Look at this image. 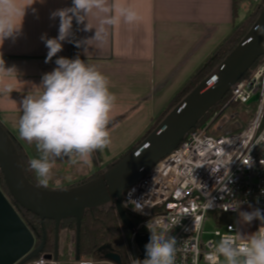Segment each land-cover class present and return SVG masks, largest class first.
<instances>
[{
    "label": "crops",
    "instance_id": "0c3cea01",
    "mask_svg": "<svg viewBox=\"0 0 264 264\" xmlns=\"http://www.w3.org/2000/svg\"><path fill=\"white\" fill-rule=\"evenodd\" d=\"M30 2L17 0L20 7ZM72 6V0H36L26 9L19 34L6 38L0 47L5 68L12 69L0 72V123L29 160L38 153L34 143L19 135L21 102L38 91L34 86L57 67L60 57L78 56L107 77L116 97L108 130L146 112L147 120L133 143L237 24L233 0H103L102 8H93L83 22L73 18L62 50L49 59L46 39L58 38L60 27V18L53 19L52 13ZM130 12L136 16L132 21L127 19ZM119 154L107 147L94 152L91 163L75 165L65 157L58 160L50 182L57 185L64 177L73 181L90 176ZM67 168L69 172H63Z\"/></svg>",
    "mask_w": 264,
    "mask_h": 264
},
{
    "label": "built area",
    "instance_id": "2783aa9c",
    "mask_svg": "<svg viewBox=\"0 0 264 264\" xmlns=\"http://www.w3.org/2000/svg\"><path fill=\"white\" fill-rule=\"evenodd\" d=\"M257 61L231 87L227 101L205 125L189 131L171 154L146 170L122 194V208L137 219L134 226L140 234L150 235L146 223L154 217L163 218L169 225L177 223L169 233L177 240L175 264H222L223 257L215 255V247L224 237L241 233L239 212L258 208L264 213V144H255L264 134V54ZM234 105L245 108V124L238 114H232L236 127L217 126L220 116ZM233 201L241 202L239 209L225 210ZM136 205L139 210H134ZM210 214H215V230L213 239L205 241ZM224 216H231L232 222ZM254 221L257 232L264 225ZM130 243L133 253L127 251L129 264L133 259L143 261L131 233ZM65 255L67 261L61 258ZM51 256L46 259L43 255L27 264L88 262L76 259L75 246L64 253L59 245L58 257L54 253Z\"/></svg>",
    "mask_w": 264,
    "mask_h": 264
},
{
    "label": "clouds",
    "instance_id": "9594fccd",
    "mask_svg": "<svg viewBox=\"0 0 264 264\" xmlns=\"http://www.w3.org/2000/svg\"><path fill=\"white\" fill-rule=\"evenodd\" d=\"M35 2L31 0L20 7L17 0H0V47L6 38L19 34L26 9ZM72 4L71 8L52 13L53 19L60 18V27L58 38L46 39L49 59L62 50L61 41L70 34L73 18L83 22L93 8H102L103 0H72ZM135 18V13H128L129 21ZM56 65L43 75L39 86H34L38 91L24 97L18 120L20 137L35 144L38 156L30 159L29 167L36 174L37 186L43 188L48 187L58 160L67 157L72 165L89 164L95 151H103L111 144L108 129L116 102L107 77L95 66L78 56L74 59L60 57ZM3 71L11 72L12 69L5 68L0 52V72ZM255 144H264V134ZM240 203L233 201L225 210L231 207L236 211ZM139 208V205L134 206V210ZM239 217L243 223L259 220L264 225V213L258 208L251 212L241 211ZM176 224L169 225L160 217L148 221L150 238L145 245L146 258L143 261L133 259L132 264H175L177 240L169 233ZM215 255L223 257L225 264H264V226L249 235L236 232L234 236L224 237L216 245Z\"/></svg>",
    "mask_w": 264,
    "mask_h": 264
},
{
    "label": "water",
    "instance_id": "95a60500",
    "mask_svg": "<svg viewBox=\"0 0 264 264\" xmlns=\"http://www.w3.org/2000/svg\"><path fill=\"white\" fill-rule=\"evenodd\" d=\"M264 54V10L255 25L238 47L195 90L114 167L98 178L69 189L46 190L32 185L26 178L12 135L0 123V171L6 189L14 203L39 217L55 222L54 257L59 255L60 223L69 217L77 220L75 257L80 259L78 244L83 212L111 201L115 202L122 225L135 235V243L146 258L145 245L150 235L136 231L122 208L124 190L135 183L162 158L171 154L208 111L220 103L235 85ZM35 237L18 214L11 200L0 189V264H27L42 251ZM45 255L46 259H51ZM109 261L120 264L117 255Z\"/></svg>",
    "mask_w": 264,
    "mask_h": 264
},
{
    "label": "trees",
    "instance_id": "16d2710c",
    "mask_svg": "<svg viewBox=\"0 0 264 264\" xmlns=\"http://www.w3.org/2000/svg\"><path fill=\"white\" fill-rule=\"evenodd\" d=\"M245 1L246 0H233L235 18H237V11H238L237 2L243 3ZM252 7H256V8L251 13L247 23L244 26L238 28L237 26H235L230 36L197 69L194 75L176 93V95L169 102L167 107L154 120L161 118L166 113H167L166 115H168V113H170L177 105L181 103L182 99L180 98L182 96L183 99H185L193 90L199 87L215 71V69L219 67L220 64L223 63L227 59V57L238 47V45L246 37V35L249 33V31L252 29V27L255 25L256 21L262 14L264 10V0H261L258 4ZM256 63L253 66H255ZM227 99H228V94L220 103H218L216 106H214L208 111V113L198 122L197 126L201 127L205 125L214 116V114L221 109V107L227 101ZM238 107L240 106L238 105L232 106V108H238ZM227 122H225V124ZM160 123L161 122H159L157 126ZM13 142L20 159L22 170L28 181L37 188L50 190L49 187L43 188L37 186L38 181L36 174L29 167L30 160L28 159L26 153L23 151L22 147L14 139ZM135 147L131 148L127 153L124 152L121 156H119L118 158L113 160L110 164H108L109 169L114 167L119 161H121L124 157H126ZM59 174L62 175V173ZM64 174L65 173H63V175ZM102 174L103 173L98 171L96 172L95 176H92L90 178L74 179L76 181H73L68 188H63L60 190L69 189L86 184L98 178ZM62 180H65V177ZM0 183L3 186L2 191L11 200L18 214L23 219L29 230L33 233L35 237L36 247L43 245L42 251L38 254V256L35 259L40 258L43 255L53 254L55 250V222L50 220L42 221L39 217L24 210L16 203H14V201L12 200L11 196L9 195L6 189L1 171H0ZM129 218L131 222L136 226L138 223L137 219L131 215H129ZM223 219H225L229 223L232 222L231 216H224ZM76 230H77V220L75 217H69L67 219H64L60 223V234L62 231L76 233ZM123 231L126 235H129V231L122 225L117 215L114 201L95 206L91 209H86L83 212L80 221V234H79V244H78L80 260L95 261V262L109 261L108 257L110 255H117L121 260L120 264H129L127 257L126 240L122 235ZM74 246H76V237H75Z\"/></svg>",
    "mask_w": 264,
    "mask_h": 264
},
{
    "label": "rangeland",
    "instance_id": "374dc122",
    "mask_svg": "<svg viewBox=\"0 0 264 264\" xmlns=\"http://www.w3.org/2000/svg\"><path fill=\"white\" fill-rule=\"evenodd\" d=\"M256 4H258V3H255L252 0H246L243 3L237 2V8H238L237 24H236L237 28L244 26L247 23L248 18L250 17L251 13L256 8V7H252V6H255ZM180 99H182L181 100V102H182L184 100L183 96ZM232 114H238L239 115L238 119H240V122L243 125L245 124L246 120H248V117L246 116V113H245V108H243V107L232 108L231 107L229 110H227L225 113H223L220 116V118L218 119V122H217V126L223 125L222 126L223 129L228 128V127H232V128L236 127V123L234 122V119L231 118ZM165 115H163L161 118L153 120V122L145 129L143 134L133 143H131V140L134 138L135 134L144 127V124L147 120L146 112H142L140 114V116L138 115L135 118L127 119L126 121H123L122 123L111 128L109 130L111 144L108 146V148L113 154H118L119 152H120V154L117 157L108 160L107 163L104 164V166L98 167V170L93 172L90 176H87L84 178H90L92 176H95L96 172H98V171L103 173L106 170H108L109 169L108 164H110L113 160H115L116 158L121 156L124 152L127 153L131 148L137 146V144H139L141 141H143V139L145 137H147L148 135H150L154 131V129L157 127V124L159 122H162L169 115V113H168V115H166V116ZM225 122H227V123L225 124ZM234 124H235V126H234ZM237 125H238V123H237ZM218 134H221V132L219 131ZM95 153H96V151H95ZM94 159H96V162H98L100 160V158L99 157L96 158V156L94 157ZM99 162H101V161H99ZM69 169H71V168H67L63 172H69ZM73 181H76V180H73ZM73 181L71 180V178H69L68 180H62L57 185H55L53 183L54 181H51V182H49L48 187L50 190H60L63 188H68L69 185ZM0 189L3 190V186L1 185V183H0ZM243 211L251 212L250 209H247V210L244 209ZM209 219L210 220L206 223V226H205V235H204L205 241H209V240L213 239V232L215 230V223L213 221L215 219V214H210ZM254 222H255L254 220L251 223H243L241 221L240 229H241L242 235H249V234L255 233ZM122 235H123L124 239L126 240V247L128 248L127 251H131V254H132L133 250H132V246L130 243V233H129V235H126L123 231ZM74 241H75V233L62 231L60 234V238H59V245H60L61 251L66 253L68 251V249H70L71 247H74ZM61 258L64 261L68 260L67 255H65ZM222 264H225L224 259L222 260Z\"/></svg>",
    "mask_w": 264,
    "mask_h": 264
}]
</instances>
